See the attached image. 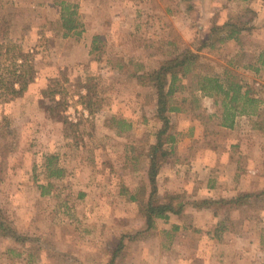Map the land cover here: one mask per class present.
Here are the masks:
<instances>
[{"label":"rangeland","instance_id":"obj_1","mask_svg":"<svg viewBox=\"0 0 264 264\" xmlns=\"http://www.w3.org/2000/svg\"><path fill=\"white\" fill-rule=\"evenodd\" d=\"M61 2L77 13L71 31L63 27ZM197 3L209 14L201 25ZM246 9L256 14L251 29L220 42L216 23L236 22L231 18ZM261 13L239 0H0V41L31 52L37 71L23 96L0 103V212L24 237L0 235V264H264V131H254L257 117H239L231 135L235 177L227 187L236 186L235 195L212 199L253 193L244 205L199 210L190 177L181 190L176 174L171 189L157 176L160 198L176 195L187 206L148 229L143 204L131 200L142 188L148 199L149 148L162 126L156 88L138 76L190 50L224 77L243 43L216 48L244 32L256 35L237 63L249 67L250 79L229 72L263 101L257 120L264 122ZM185 36L193 38L191 48H183ZM195 74L180 76L172 106H189L216 126L222 109L196 97ZM48 90L58 92L64 105L57 112L69 124L52 112ZM175 160L176 153L166 163ZM58 169L62 176H51Z\"/></svg>","mask_w":264,"mask_h":264},{"label":"trees","instance_id":"obj_2","mask_svg":"<svg viewBox=\"0 0 264 264\" xmlns=\"http://www.w3.org/2000/svg\"><path fill=\"white\" fill-rule=\"evenodd\" d=\"M62 7V18L64 19L63 27L67 31H71L76 26L75 10L71 11L65 6L64 2L60 3ZM236 22L230 21L224 26H214L212 33L221 30L224 32L218 40L223 42L235 38L244 30H250L256 14L249 9H246L240 14L234 16ZM5 32V30H3ZM1 35V32H0ZM260 64L264 66V60H260ZM206 71V74L204 73ZM196 73L197 90L202 96L214 99L217 105L222 109L220 125L227 129H233L236 126L237 119L242 116L257 117L252 120V127L255 130L264 131V122H259L257 119L261 117L262 111L260 104L262 100L254 95L252 88L242 82L235 76H232L227 70L224 77L213 73L210 66H204L201 62L199 53H194L190 50L182 52L177 58L163 62L158 70L148 74L138 76L141 83L149 80L156 88L157 103L155 108V116L162 122V126L156 135V143L149 148L150 165L148 169V180L150 193L148 199H145L146 189L142 188L132 201L143 204L145 209L146 224L148 229L153 228L156 219L167 220L169 216L181 215L187 204L178 202V196L166 194L163 199L158 194L157 176L171 155L177 152V137L172 133V125L169 114L173 110H177L172 106V99L177 92L176 84L179 82L180 76L184 77L190 73ZM37 71L34 67V58L31 52H23L16 43L5 44L0 41V103H9L23 96L29 86L35 81ZM91 89L87 90V95L82 96L83 99H88ZM52 99L54 106L52 112L64 124H69L68 120L57 111L62 108L64 102L56 101L58 92H45ZM169 146L170 148H167ZM63 171L61 169L52 172L51 176L61 177ZM264 192V191H263ZM254 197L253 193H241L236 198L231 200H212L205 199L193 202L192 206L196 209H211L214 206H242L249 198ZM223 222L218 227L221 228ZM0 235L10 237L16 241H23L24 237L20 236L15 228L4 219L0 212Z\"/></svg>","mask_w":264,"mask_h":264},{"label":"crops","instance_id":"obj_3","mask_svg":"<svg viewBox=\"0 0 264 264\" xmlns=\"http://www.w3.org/2000/svg\"><path fill=\"white\" fill-rule=\"evenodd\" d=\"M239 5H241V7H256L260 9V12H262L259 19L261 23L258 21V27L262 25V31H264V0H239ZM203 8V5L197 3V19L200 25L204 23V19L209 16L208 11H204ZM190 14L191 13L188 15ZM186 32L191 34L193 30L188 29L187 31L186 27L183 33L186 34ZM253 33H255V31ZM256 37V35L244 32L236 40H230L224 45H220L216 48V50L223 47L232 48L235 45H239L240 48L243 43L244 48H241L242 50L240 49L241 52L236 55L240 51L239 50L232 56L234 57L236 55L232 58L236 60L230 61L232 59L229 58L230 60L226 62L225 66L229 67V70L236 69L242 76L247 77H245L246 80L250 79L249 67L244 64H237L238 58L241 54H244V52H248L244 44L247 43L249 39L257 41ZM184 39L186 41L183 48H191L193 38L191 36H185ZM259 41L263 42L262 44H258L260 48H262L260 51L261 53L264 51V40L260 38ZM192 91H194L196 97L201 100L208 99L202 96L201 92L197 89H193ZM183 101L185 102L186 99L184 98ZM173 107L177 109L170 113L174 120L171 123L172 128L176 137L178 136L176 160L173 164H171L172 162L164 164L158 175L159 182L161 177H163L168 187L171 189V186L174 185L175 176L177 175V180L180 181V189L186 190L185 188L188 187L186 178L190 177L194 185L190 195L193 199L204 200L233 197L235 195L236 186L229 188L227 185L230 184L235 177V171L233 170L234 165L232 163L235 159L232 157L231 149L233 147V138H231V135L235 136L238 132V127L236 126L234 130L222 127L219 122V120H221V114L219 116L217 115L219 118L218 123H216V126H213L208 122L200 121L195 113V115L192 114L193 111L189 106L183 108L176 104ZM212 116L215 117L216 115L214 114L209 117ZM174 170H180L179 175L175 173ZM181 192L183 193V191ZM137 194L138 193H133L131 200L133 197H136ZM199 214L208 219L211 217V212L208 210L200 211Z\"/></svg>","mask_w":264,"mask_h":264}]
</instances>
